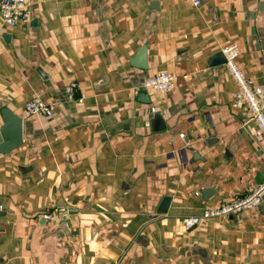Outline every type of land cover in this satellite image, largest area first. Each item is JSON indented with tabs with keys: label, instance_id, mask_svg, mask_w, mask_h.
I'll return each instance as SVG.
<instances>
[{
	"label": "crops",
	"instance_id": "0c3cea01",
	"mask_svg": "<svg viewBox=\"0 0 264 264\" xmlns=\"http://www.w3.org/2000/svg\"><path fill=\"white\" fill-rule=\"evenodd\" d=\"M26 3L15 26L0 16V127L3 108L23 118L0 154V264H264V198L184 225L264 180L260 128L220 62L235 42L264 89V0ZM159 71L170 92L143 88ZM33 97L52 116L24 117Z\"/></svg>",
	"mask_w": 264,
	"mask_h": 264
},
{
	"label": "built area",
	"instance_id": "2783aa9c",
	"mask_svg": "<svg viewBox=\"0 0 264 264\" xmlns=\"http://www.w3.org/2000/svg\"><path fill=\"white\" fill-rule=\"evenodd\" d=\"M194 6H199L201 0H186ZM0 16L2 21L10 26H15L19 21L26 19L28 9L26 0H0ZM221 54L224 56V67L231 75L237 85V90L232 95V106L236 109H246L252 119L257 123L261 131L260 143L264 147V89L253 77L246 74L238 63L239 50L235 42L222 48ZM175 86V79L167 71H159L146 78L143 88L151 93H167ZM79 90L78 83L71 81L65 88V99L74 100L75 92ZM83 100L82 94L77 98L78 102ZM54 112V104L44 101L39 97H33L26 101L23 109V116L32 115L50 117ZM182 135V134H181ZM198 194V193H197ZM264 198V180L242 197L223 200L219 205L205 209L200 215L190 216L184 220V225L188 228L197 225L203 219L240 213L246 209L257 207ZM60 216H65L66 212L60 210ZM56 213L47 211L44 213L46 219L52 218Z\"/></svg>",
	"mask_w": 264,
	"mask_h": 264
},
{
	"label": "water",
	"instance_id": "95a60500",
	"mask_svg": "<svg viewBox=\"0 0 264 264\" xmlns=\"http://www.w3.org/2000/svg\"><path fill=\"white\" fill-rule=\"evenodd\" d=\"M222 63L225 62L224 56L221 54ZM2 125L0 127V154L10 153L14 149L18 148L23 140V118L8 108L1 110ZM160 129L164 126L161 123ZM210 192L204 190L202 196L205 197ZM170 202L169 196H164L160 205L158 206V213H165L167 211L168 204Z\"/></svg>",
	"mask_w": 264,
	"mask_h": 264
}]
</instances>
